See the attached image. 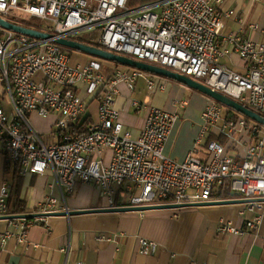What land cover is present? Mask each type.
Segmentation results:
<instances>
[{
    "label": "built area",
    "instance_id": "1",
    "mask_svg": "<svg viewBox=\"0 0 264 264\" xmlns=\"http://www.w3.org/2000/svg\"><path fill=\"white\" fill-rule=\"evenodd\" d=\"M221 3L0 0V18L76 42L85 41L82 32L99 29L98 41H89L90 45L190 78L264 117V39L253 42L238 32L224 30V20L232 12H221ZM233 53L244 63L240 71L222 63ZM101 67L97 58L70 65V55L52 38L0 27V154L7 163L18 166L21 175L48 173L50 186L60 193V199L45 197L33 214L34 221L42 223L49 214L67 213L66 198L77 183L97 188L107 198L108 208L208 202L218 187L226 186L232 196L256 201L244 203L241 215L249 217L243 229L222 222L219 232L243 237L258 230L264 219V127L244 116L226 119L221 106L209 104L200 113L202 123L195 147L222 121L220 134L227 137L231 149L242 145L243 156H229L223 144L210 140L207 161L192 151L181 162L175 161L162 150L185 103L179 102L175 112L150 108L144 127L133 137L115 106L118 85L132 90L142 77L152 93L154 77L125 67L106 78ZM95 101L97 122L80 137L63 133L61 139L46 145L30 122L33 114L43 119L53 116L55 131H64L81 123ZM132 106L147 110L135 101ZM244 133L248 142L239 139ZM106 151L110 158L105 162ZM8 198L9 186L3 183L0 219L11 216ZM26 222L21 224L23 230L30 224ZM23 230L18 233L20 238ZM12 236L0 235V240ZM137 252L155 255L159 245L139 239Z\"/></svg>",
    "mask_w": 264,
    "mask_h": 264
},
{
    "label": "crops",
    "instance_id": "2",
    "mask_svg": "<svg viewBox=\"0 0 264 264\" xmlns=\"http://www.w3.org/2000/svg\"><path fill=\"white\" fill-rule=\"evenodd\" d=\"M219 9L223 13L232 12L224 20V30L238 32L241 38L253 42L264 39V0H222ZM252 26H257V29ZM88 59L81 58L83 61L79 64H86L91 60ZM222 63L236 70L243 66L234 53L222 59ZM101 64V72L106 78L125 69L107 61H101ZM153 77L155 88L152 93H148L142 77L132 90L123 84L118 85L115 106L120 112V121L133 137L144 127L150 108L175 112L179 102H184L182 114L171 127L163 146L166 157L181 162L192 151L195 157L207 161L206 145L210 140L223 144L229 156L237 159L243 156L242 145L231 149L227 137L220 134L222 121L211 127L205 140L195 147L202 123L200 113L214 101L176 81ZM134 101L147 106V110L133 107ZM96 107L95 101L86 115L91 123L97 122ZM30 122L39 134H43L52 131L55 118L43 119L33 114ZM239 139L248 142L245 133ZM109 156V151H106L103 156L105 162ZM6 164L5 157L0 154V187L6 183L11 196H14L12 200L17 198L23 202L24 215L35 214L48 195L60 199L58 188L50 186L52 177L48 173L37 175L27 172L17 177L14 168H8ZM215 194L213 200H242L232 195L223 199ZM66 205L70 212L109 207L107 198L97 188L81 183H77L74 192L67 196ZM243 208L244 203H235L124 213L47 215L42 223L35 222L34 217L0 219V235H13L4 242L0 240V264H264V219L258 230L249 231L243 237L219 232L222 222L243 229L244 221L249 217L241 215ZM25 220L30 224L23 230L21 224ZM20 229L24 231L21 238L18 236ZM139 239L157 243L159 252L148 256L138 254Z\"/></svg>",
    "mask_w": 264,
    "mask_h": 264
},
{
    "label": "water",
    "instance_id": "3",
    "mask_svg": "<svg viewBox=\"0 0 264 264\" xmlns=\"http://www.w3.org/2000/svg\"><path fill=\"white\" fill-rule=\"evenodd\" d=\"M0 27L3 29L11 30L17 33L25 34L28 36H33L36 38L41 39H50L52 38L53 41L60 45L63 48H68L71 50H75L93 58H99L106 60L111 63H115L116 65H122L127 68L136 69L141 72H145L150 75L163 77L165 79L176 81L192 90H195L204 96L208 97L209 99L217 102L223 106L231 108L232 110L236 111L237 113L243 115L244 117L256 122L257 124L264 127V117L248 110L247 108L239 105L238 103L234 102L233 100L229 99L228 97L211 90L210 88L206 87L205 85L194 81L190 78L182 76L180 74L171 72L166 69L158 68L155 66H151L142 62L134 61L132 59L113 54L111 52H106L96 46H92L90 44L76 42L72 40H67L61 37H54L50 34L41 33L29 28L17 26L12 24L2 18H0ZM250 201L256 200H212L208 202H201V203H186V204H160V205H151V206H137V207H124V208H103L97 210H87V211H76L67 213H58V214H49L50 216H71L76 214H87V213H124V212H132V211H146V210H164V209H179L184 207H200V206H215V205H227V204H235V203H246ZM35 215H18V216H7L4 219H15V218H33Z\"/></svg>",
    "mask_w": 264,
    "mask_h": 264
},
{
    "label": "trees",
    "instance_id": "4",
    "mask_svg": "<svg viewBox=\"0 0 264 264\" xmlns=\"http://www.w3.org/2000/svg\"><path fill=\"white\" fill-rule=\"evenodd\" d=\"M83 43H87V44H90V42H86V41H81ZM92 46H96L97 45L95 44H91ZM115 64V63H114ZM119 66V65H118ZM216 104H218L220 106L219 103L217 102H214ZM225 118L226 119H237L238 117L236 115H233L232 112H227V114L225 115ZM92 123L88 120V118H85L81 123H78L76 125H73L69 128H67L66 130L64 131H53L52 133L57 136L59 139H61V134L63 133H68V134H71L73 136H83L87 133V130H88V127L91 125ZM6 166L9 168V166H12L14 169V174L15 176L18 177L19 174V168L18 166L16 165H11L9 163L6 164ZM7 168V169H8ZM16 178V177H15ZM216 194L215 196H219L223 199H228L231 197V194L229 193V190L226 186H221V187H218L216 190H215ZM14 197V196H13ZM13 197L11 196V193L9 191V198H8V206H9V212L11 214H15V215H24L25 214V207L23 205V202H21L19 199L15 198V200L13 201Z\"/></svg>",
    "mask_w": 264,
    "mask_h": 264
},
{
    "label": "rangeland",
    "instance_id": "5",
    "mask_svg": "<svg viewBox=\"0 0 264 264\" xmlns=\"http://www.w3.org/2000/svg\"><path fill=\"white\" fill-rule=\"evenodd\" d=\"M100 30L99 29H91V30H87V31H84L81 33V37L86 41H93V42H96L98 41L99 37H100ZM67 53L70 55V65H73V64H79L81 63L83 60H81V58H89V59H94L92 56H89L87 54H84V53H81V52H78V51H75V50H71V49H68V48H64ZM235 55V58L238 59L240 62L243 63V61L238 57V55L234 54ZM88 59V60H89ZM98 60L100 61H106V60H103V59H99ZM108 62V61H107ZM121 66L122 69H124L123 67L125 66H122V65H119ZM236 66V65H234ZM235 68H240V66H236ZM240 71V69H237ZM192 92H194L192 90ZM196 94H198V92H195ZM203 97L205 98H208L204 95H202ZM221 108H222V112H223V116L225 117V115L227 114V112H232L233 115H236L237 117H242L243 115L237 113L236 111L232 110L231 108H228L226 106H223L221 105ZM92 117H96V115L92 114ZM53 128H54V125H53ZM53 128H52V131L48 132L47 131L43 134H39L41 139L43 140V142L46 144V145H50L52 143H55L56 142V137H54V134L52 133L53 132ZM232 152V151H231Z\"/></svg>",
    "mask_w": 264,
    "mask_h": 264
}]
</instances>
